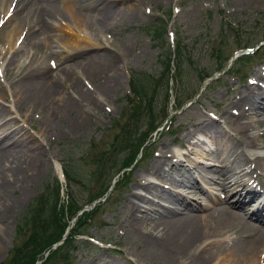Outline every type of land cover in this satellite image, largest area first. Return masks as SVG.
<instances>
[{
  "label": "bare ground",
  "instance_id": "bare-ground-1",
  "mask_svg": "<svg viewBox=\"0 0 264 264\" xmlns=\"http://www.w3.org/2000/svg\"><path fill=\"white\" fill-rule=\"evenodd\" d=\"M151 1L134 0L135 4ZM126 2L0 0V68L3 66L5 74L14 80L11 90L3 94V100L11 99V106L5 109L0 105V211L8 208L7 192L14 193L20 186L17 183L41 166L36 161H42L45 150L49 126L44 119L39 122L36 136L23 124L26 122L18 126L17 121H23L20 116L25 119L33 110H43L49 116L43 106L47 103L52 105V118L74 111V128L86 118L84 109L66 106L70 99L83 106L82 99L68 95L66 100L52 82L59 79L58 69L46 80L30 77L33 64L25 66L19 60L20 51L27 45L35 47L40 34L48 35L60 25L73 32L71 22H77L87 34L83 40L99 37L135 19V12ZM74 40L73 45L64 39L70 56L82 48L78 43L82 40ZM5 48L8 51L3 54ZM74 66L80 69L82 62L67 64L63 71L69 72ZM23 69L26 71L20 75ZM116 69L108 68L106 73ZM66 77L71 86H78L77 94L86 95L75 77H69V73ZM252 79L255 84L234 94L216 119L200 115L186 135L190 147L187 153L159 149V156L147 171L137 176L135 190L125 204L126 223L139 248H134L139 262L257 264L264 257V155L254 152L264 151V68L256 71ZM56 82L63 83L62 79ZM105 83L94 93L95 100L89 101V110L100 113V103L115 83L114 77ZM169 163L171 166L164 169ZM249 212L248 218L255 223L245 220Z\"/></svg>",
  "mask_w": 264,
  "mask_h": 264
},
{
  "label": "rangeland",
  "instance_id": "rangeland-1",
  "mask_svg": "<svg viewBox=\"0 0 264 264\" xmlns=\"http://www.w3.org/2000/svg\"><path fill=\"white\" fill-rule=\"evenodd\" d=\"M159 1L135 4L134 0H127L126 4L130 5L136 14L135 19L116 25L99 37H90L89 41L83 40L87 34L77 25L78 23L71 22L70 29L73 32L64 30V26L60 25L62 27L50 31L48 35L40 34L35 47L27 45L20 51L19 60L25 66L33 64L30 68V77L46 80L50 75L55 76L58 69L59 79H62L63 83L56 82L59 79L52 82L57 85L61 96L66 97V100L69 99L68 95L75 100L82 99L83 106L71 99L66 106L81 111L84 109L86 118L80 127L74 128L72 126L75 124L72 119L74 111L63 117L52 118V105L44 103V108L49 110V116L43 110H33L27 113L28 117L22 122L17 121L18 126L26 122L23 124L31 128L30 133L38 136L39 122L43 118L49 130L43 143L45 150L41 153L42 161L40 159L36 161L37 166H41L27 178L19 179L21 181L17 184L20 186H17L14 193L7 192L8 208L6 211H0V263L13 256L12 248L15 243L21 245L26 238V236L15 238L16 227L34 199L42 193L46 185L53 183L54 177H57L55 164L72 174L71 181L65 182L64 197L68 194L78 205L88 204L90 193L85 190L87 175L98 166L100 150L105 149V145L112 141L115 122L126 105L124 99L129 92L130 77H140L141 74L159 75L162 72L167 48L175 46L173 36L170 37V34L175 33L178 36L177 44L181 43L184 46V55L180 58V78L177 77L170 88L176 103L189 95L192 96L191 101L177 111L170 102L167 111L170 113L173 107L172 112L175 115L172 133L156 136V141L147 148L149 157L137 164L127 181L109 193L108 199L102 203L92 223L87 226L88 234L95 241L102 242L103 247L93 243L88 246L80 244L72 257V264L133 262L153 264L148 259L139 262V256L134 251L135 246L137 251L139 248L134 243L132 229L126 223L128 209L125 203L136 187L137 176L147 171L157 158L155 156L159 149L169 148L176 152H184L185 148H179L177 144L182 145L186 142L187 133L193 129L200 115L207 113L213 116L215 112L218 114L219 111H223L232 96L251 84L248 80L257 70L264 67V55L252 58L249 64H240L236 60L238 54H233L239 44L248 45L256 50L264 35V0ZM167 19L169 22L167 35H163L161 40L152 39L148 27H162ZM76 38L82 40L78 43L83 49L70 56L64 39L69 43L73 42L74 45ZM213 48H217L218 51L213 52ZM7 51L2 50V53L6 54ZM226 57L229 61H225L223 72L214 75L209 82L201 84V76L214 72L218 67L216 65L224 63ZM77 62H82L80 69L74 66L69 72L63 71L67 64ZM238 65H241V68L247 65L246 78L239 75L238 79L232 74V69ZM108 68L112 71L117 69L110 74L106 73ZM24 71L26 69H23L20 75H23ZM67 73L69 77H75L79 85L81 83L86 95L77 94L78 86L75 84L71 86V82L65 79ZM110 77H114L115 83L100 103V113L89 110V101L95 100L94 93L97 88L100 85L106 86V79ZM216 77H219V80L215 81ZM13 83L14 80L5 74L2 66L0 105L5 109L11 106L12 101L10 98L3 100V94L4 91L11 89ZM163 94L164 88H160L158 92L160 99L163 98ZM86 96L89 98H85ZM164 108L165 99L163 110ZM14 116L11 114V117ZM32 157L36 159L37 155L34 154ZM168 165L164 169H167ZM116 174V168L111 169L106 182L108 183ZM249 215L250 213L244 215L245 220L255 223L248 218ZM76 242L78 245L81 239ZM257 264H264V257H261Z\"/></svg>",
  "mask_w": 264,
  "mask_h": 264
},
{
  "label": "trees",
  "instance_id": "trees-1",
  "mask_svg": "<svg viewBox=\"0 0 264 264\" xmlns=\"http://www.w3.org/2000/svg\"><path fill=\"white\" fill-rule=\"evenodd\" d=\"M151 30L154 35L164 33V28H160L159 31L157 29ZM142 81V79H137L135 83L131 81L133 93L137 98L140 99L141 97L140 106L142 104V96L147 94L144 82ZM129 102L132 103L131 99ZM127 135L126 133L121 139V145L128 146V142L125 141ZM130 146H132V143ZM112 147H115L114 143ZM52 188H48L46 194L39 196L31 204L22 221L18 224L16 228L17 237L20 238L21 236H25V234H27V237L20 246H17L16 249L19 251L15 253L16 256L8 264H33L34 258L36 259L37 255L49 249L64 233L67 227L66 214L68 215V220L75 215L78 208L75 202L71 200L67 206V211H64L63 206L59 207L58 204L59 188L57 185H54ZM88 216L85 215L86 218L79 221L78 227L72 233L78 232ZM67 242L69 244L68 240ZM71 244H73V241ZM54 257L55 255L53 256L52 254L47 261H51Z\"/></svg>",
  "mask_w": 264,
  "mask_h": 264
}]
</instances>
